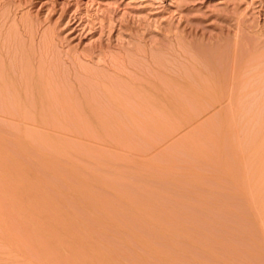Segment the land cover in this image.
<instances>
[{
    "label": "rangeland",
    "instance_id": "374dc122",
    "mask_svg": "<svg viewBox=\"0 0 264 264\" xmlns=\"http://www.w3.org/2000/svg\"><path fill=\"white\" fill-rule=\"evenodd\" d=\"M263 55L264 0H0V264H264V144L194 101Z\"/></svg>",
    "mask_w": 264,
    "mask_h": 264
},
{
    "label": "bare ground",
    "instance_id": "6f19581e",
    "mask_svg": "<svg viewBox=\"0 0 264 264\" xmlns=\"http://www.w3.org/2000/svg\"><path fill=\"white\" fill-rule=\"evenodd\" d=\"M264 56V55H263ZM263 63V62H262ZM264 64V63H263ZM263 68V67H262ZM250 69V68H249ZM248 70V69H247ZM257 70V69H256ZM203 71V70H202ZM205 71V70H204ZM209 71V70H208ZM245 71V70H244ZM254 71V70H253ZM249 72H251V70L250 71H248V73ZM261 72H262V70H261ZM264 72V71H263ZM262 72V73H263ZM208 73V72H207ZM229 73L231 74L232 72L229 70ZM233 73H235V75L237 74V76H238V73L237 72H233ZM245 73V72H244ZM247 73V75H250V74H248ZM196 74V73H195ZM194 74V75H195ZM203 74V73H202ZM227 74H228V72H227ZM228 74L229 76H231V75H233V76H231V77H229V79H226L227 77L225 76V78H222L223 80L224 79H226V80H228V82L226 81V80H224L225 82H223V80L221 81V82H219L218 80L220 79L221 80V78H214L215 79V81H216V83L217 82H219V83H217V84H220L221 83V85L219 86V85H217L216 83H215V85L217 86H215V85H213V86H210L211 84H213V83H211L210 81H212V79H210V81H209V78H208V80H206L205 81V84H203V82L200 84V83H198V84H200V86H199V91L197 90V95H198V97L196 96V94H195V92L193 93V89L191 88H189L188 90H186L188 93H184V91H182L184 94H188V95H186V96H189V94L190 95H193L194 94V96L195 97H197L196 99H197V102H196V100H194L195 101V103H196V107H197V109H199L198 111H200V112H203V113H205V112H209V111H211V113L213 112V115L214 116H216L217 117V123H215L216 125H218V127L220 128V127H223V126H225L226 128H227V130L228 131H225V132H227V134H229V137H230V139H233L234 140V142L235 141H237V143H238V141H239V144L242 142V143H251V144H253V145H262V147H263V144H264V80H262V82H261V80H258V77H257V75L255 76V77H257V80H258V83H257V81H255V79H253L254 81H252V83L251 82H248V81H251V79L252 78H250V80H249V78H248V80L246 79V77H250V76H244L245 78L243 79V75H242V73L240 74V76H234V74ZM193 75V76H194ZM207 75V74H206ZM205 75V76H206ZM223 75V74H222ZM242 75V76H241ZM244 75H246V73L244 74ZM259 75V74H258ZM197 76V75H196ZM195 76V77H196ZM203 76V75H202ZM220 76V75H219ZM224 76V75H223ZM251 76H252V74H251ZM262 76V75H261ZM214 77V76H213ZM217 77V76H216ZM222 77V76H221ZM253 77V76H252ZM263 78V77H262ZM172 79H174V78H172ZM198 79V78H197ZM213 79V80H214ZM264 79V78H263ZM176 80V79H175ZM175 80H173V81H175ZM200 80V79H199ZM205 80V79H204ZM172 81V80H171ZM172 81V83H174ZM198 81V80H197ZM214 81V82H215ZM175 82H178V81H175ZM185 82V81H184ZM188 82V81H187ZM209 82V83H208ZM213 82V81H212ZM223 82V83H222ZM169 83V82H168ZM190 83V82H189ZM211 83V84H210ZM180 85H181V83H179ZM222 84H226L225 86H222ZM169 85V84H168ZM176 85V84H175ZM174 85V86H175ZM184 85H185V83H184ZM183 84L181 85V86H183V87H179V85H178V89H180L179 90V92L181 91V90H183V89H181V88H184V87H190L189 85H188V83L184 86ZM210 87H209V86ZM170 86H172V85H170ZM177 86V85H176ZM175 86V87H176ZM222 87H224V88H222ZM169 88V87H168ZM176 88V89H177ZM186 88H184V89H186ZM177 89V90H178ZM171 91L172 92H175V94H176V91H174L173 90V88L171 89ZM196 91V90H195ZM178 92V93H179ZM199 92V93H198ZM4 93V92H3ZM151 94V93H150ZM167 94H168V92H167ZM167 94H164L163 95V100L164 99H166V102L168 101V103L170 104L171 102H173V100H171V99H173L172 97H174V98H179V97H176V95L173 93V95H171V96H168ZM180 95H181V97H182V94H181V92L179 93ZM179 94H177L178 96H180ZM183 94V95H184ZM175 95V96H174ZM164 96L166 97V96H168L169 98H170V101H169V99H167V98H164ZM185 96V95H184ZM183 96V97H184ZM150 97V96H149ZM157 97V96H156ZM181 97L179 98L180 100H182L183 99V97H182V99H181ZM192 97V96H191ZM2 98V97H1ZM162 97H158L157 98V100H156V102L154 101V102H152L153 101V99H152V103L154 104H156L157 102L160 104V102L161 101H159L160 99H161ZM185 98V97H184ZM159 99V100H158ZM186 99V98H185ZM188 99V98H187ZM189 99H190V96H189ZM192 99V98H191ZM195 99V98H194ZM178 101L179 100H177V103H178ZM194 101H193V103H194ZM3 102V101H2ZM164 102V103H163ZM165 101H162L161 103L162 104H164L165 105V103H166ZM174 102H176V100L174 101ZM173 102V104L175 105V103ZM180 102V101H179ZM4 103V102H3ZM2 103V104H3ZM158 103H157V105H155L154 104V106H158ZM152 104V105H153ZM172 104V103H171ZM172 104V105H173ZM179 104H182V102L181 103H179ZM192 104V103H191ZM4 105V104H3ZM161 105V104H160ZM172 105H170V106H172ZM174 105H173V107H174ZM161 106H163V105H161ZM184 106H185V104H184ZM194 106H195V104H194ZM158 107H160V106H158ZM165 106H163V108H164ZM166 107H167V105H166ZM192 107V106H191ZM161 108V107H160ZM175 108V107H174ZM180 108H181V106H180ZM183 108V107H182ZM176 109V108H175ZM179 109V108H178ZM185 109H186V106H185ZM192 109V108H191ZM195 109V108H194ZM163 110V109H162ZM174 110V109H173ZM226 116V117H225ZM214 120H216L215 119V117H214ZM206 121V120H205ZM215 122V121H214ZM215 124H213L214 126H215ZM216 127V126H215ZM214 127V128H215ZM218 127H216V128H218ZM225 129V128H224ZM220 130H221V128H220ZM219 129H217V133L218 132H221V134H219V135H222V133H225V132H222V130L220 131ZM222 137V136H221ZM232 140V141H233ZM238 144V145H239ZM237 145V144H236ZM242 145V144H241ZM245 145V144H244ZM240 146V145H239ZM238 146V147H239ZM256 146V147H257ZM253 147V146H252ZM251 147V148H252ZM243 148H244V146H243ZM241 149V148H240ZM240 149H239V152H240ZM255 148L253 147V149L252 150H254ZM258 149V148H257ZM244 150V149H243ZM260 150V149H259ZM258 150V151H259ZM262 150V149H261ZM245 151V150H244ZM251 151V150H250ZM255 151H257V150H255ZM255 151H254V154H256V153H258V152H256L255 153ZM237 152V151H236ZM253 152V151H252ZM242 153V152H241ZM238 154V153H237ZM240 155V154H239ZM239 155H237V156H239ZM253 155V154H252ZM259 155V154H258ZM243 156V155H242ZM241 156V157H242ZM257 156V155H256ZM254 157V156H253ZM259 157V156H258ZM263 159V158H262ZM252 161V160H251ZM255 161V160H254ZM253 163V162H252ZM261 163V162H260ZM264 165V164H263ZM260 166V165H259ZM257 168H258V166H257ZM259 170V169H258ZM257 170V171H258ZM261 171V170H260ZM262 172V171H261ZM264 172V171H263ZM264 176V175H263ZM263 176H262V178H263ZM260 180V179H259ZM264 179H262V181H263ZM263 183V182H262ZM259 184V183H258ZM259 189V188H258ZM257 190V189H256ZM262 191V190H261ZM261 196V195H260ZM258 202H260V201H258ZM258 204V203H257ZM260 204V203H259ZM261 205V204H260ZM261 209V208H260ZM3 225V224H2ZM5 235V234H4ZM6 238V237H5ZM5 240V239H4Z\"/></svg>",
    "mask_w": 264,
    "mask_h": 264
}]
</instances>
